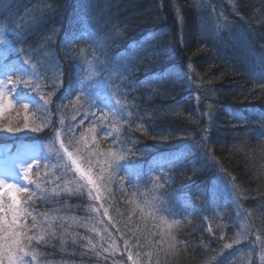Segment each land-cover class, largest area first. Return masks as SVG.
<instances>
[{
  "label": "trees",
  "instance_id": "obj_1",
  "mask_svg": "<svg viewBox=\"0 0 264 264\" xmlns=\"http://www.w3.org/2000/svg\"><path fill=\"white\" fill-rule=\"evenodd\" d=\"M87 1L12 0L0 5L7 10L0 13V20L18 16L25 26L18 38L23 50L14 56L18 61L11 73L15 90L39 92L47 104L57 105L56 115L61 114L66 123L73 117L75 126L85 119L82 114L65 113L75 102L68 98L77 84L87 90L92 86L90 92L98 91L96 97L103 103H97L98 110L104 108L112 120L111 135L105 136L103 130L98 143L121 148L125 156L121 171L133 169L110 187L97 186L90 203L84 200L86 189L81 183L70 196L63 192L39 202L48 221L42 228L46 242L34 241L37 251L49 257L55 250L56 261L48 259L57 264H92L97 252L85 235L91 236L94 224L100 225L99 215L109 210L111 215L128 213L134 218L139 211L142 215V201L153 204L152 199L159 197L158 210L172 215L168 218L174 217L176 224L175 240L170 248L164 247L162 264L211 263L223 247L226 230L239 231L236 207L219 184L221 173L231 178L235 196L249 208L247 221L264 245V0H112L109 37L103 42L97 37L101 28L82 20L88 19ZM38 17L40 23L35 21ZM116 32L121 38L110 36ZM234 38L240 39L239 44ZM99 43L109 61L124 54V70L131 73H126L129 84L110 96L112 100L96 86L98 79H86L79 61ZM133 44L141 52L138 57L126 54ZM48 60L57 71L53 77L44 66ZM24 61L34 66L32 72L43 79L41 84L21 83L22 89L20 81L28 76L21 70L28 67ZM10 118L15 131L28 129L31 125L25 123L33 121L37 126L32 134L43 137L55 115L51 113L48 120L43 114L29 116L18 106ZM253 119H261L262 124L256 126ZM64 130L69 131V125ZM15 135L40 140L30 133ZM176 154L178 160L173 158ZM59 209L73 236L49 218ZM71 212L84 213V221L67 225ZM153 225L148 221L133 226L142 236L134 249L148 242L144 236ZM109 231L120 240V229L113 223Z\"/></svg>",
  "mask_w": 264,
  "mask_h": 264
},
{
  "label": "rangeland",
  "instance_id": "obj_2",
  "mask_svg": "<svg viewBox=\"0 0 264 264\" xmlns=\"http://www.w3.org/2000/svg\"><path fill=\"white\" fill-rule=\"evenodd\" d=\"M5 1L6 3L12 2V0H0V5L5 3ZM112 2V0H88L86 2L85 8L88 11V19L84 18L82 20H87L90 26L95 23L97 27L99 26L101 28V31L98 28L97 34V37H101V42L109 37L108 30L111 27V15L109 10ZM5 10L6 9L2 12ZM23 18L30 21V18H27L26 15H23ZM3 20L9 26H15L20 33L25 27L22 24L21 17L18 18V16L16 18L12 17ZM76 20L81 21L79 18H76ZM35 21L36 23H40L41 19L38 17ZM113 24L115 25V22ZM31 25L34 26L32 23ZM0 29H3V32L0 33V82H5L3 87H0V107L3 108V111L0 112V128L5 130L0 134V182L15 183L20 187L28 189L27 192L19 194L21 206L27 208L28 212L35 215L36 222L40 226V231H42V226L46 220L48 221V219L47 215L44 214L43 208L39 206V202L47 200L53 194L63 192L70 196V193L75 191V186L78 183H81L86 189L87 197L84 200L86 203H90L91 198L89 197H92V195L95 196L94 193L97 191V186L103 185L110 187L117 182L119 176L122 174L126 176L130 171L133 172V169L126 168L123 172L121 171L122 164L125 163V156L124 159L119 160L115 164H111V162L101 154L107 153L111 149L113 152L123 156V151L121 148L110 147L109 145L108 147H101L98 143L99 134L104 136L103 130L107 131L105 136H109V134L111 135L112 128L111 132H109V130L111 125L110 121L112 120L111 115H108L104 108L100 109L101 111L98 110L97 103H103H101L100 97H96L98 91L94 93L90 92L92 91V86H89V91L87 90L85 93L80 94L78 90L83 84H77L75 90H72L71 95L68 98V100L71 101H74L75 99V102L73 103L71 110L65 111V113H70L71 116L74 114H82L85 119L83 123L78 122L74 126L73 117H70L69 123H66L63 117L59 114L55 116L54 120H51L53 123L51 124V127H49L50 131H46L43 134V137L41 135L40 137H37V135L32 134L36 133L31 130L35 129L34 126L36 127L37 124L31 120L29 123H25V125H31L28 129L15 131V121L10 117L15 113L20 104L28 103V108L25 109L24 106L23 108L29 116L38 115L39 110L35 111V109H40V106L45 107L44 109L47 107L50 112L55 115L56 104L51 102L48 104L45 103V101H47L45 97L40 93H35L34 95L39 98V105H35L31 93H20L15 90L16 86L14 85L15 83L13 80L15 77L11 76V73L14 69L13 64L18 61V58L14 57V50L16 48L18 51L17 55L20 53V50L16 45L15 40L9 37L5 27L1 23ZM110 36L112 38H121V33L116 32L114 35ZM238 40L240 39L234 38V41H236L237 44H239ZM135 45L136 44H133L128 52H126L128 56L138 57L141 54L140 50H138L139 47ZM86 46H88V44ZM9 54H12L13 57L9 58ZM79 61L83 65L86 79L89 81L98 79L96 86L98 88H103L105 92L107 91L109 93V96L107 95L109 99H111L110 96H117V94L125 88L124 83L129 84L130 80L127 75L129 76L131 73L124 70L126 66L124 54H117L112 61H109L102 43H99L93 51L80 55ZM44 66L45 68H48V73L51 77L54 76V72L57 74L56 69L54 71L53 63L50 60H48ZM92 69H94V71H92ZM39 77L41 78V76ZM24 78L29 83H32L33 81L32 76L30 75ZM36 79L40 84L43 82V79H39L38 76H36ZM8 81H11V83H8ZM21 87L24 89L22 84ZM18 89L20 90V86H18ZM10 92L13 93L12 96H10ZM24 95H26L28 99L20 102L19 97ZM77 95H80L79 103L77 102ZM85 97L89 99L87 100ZM84 102L87 105H83L85 104ZM106 102L108 101L106 100ZM113 105L115 109L116 104H114V102ZM92 112L93 115L91 116ZM119 112L122 113V109H120ZM8 115L11 116L7 119H3ZM8 119H11V121H7ZM34 120H36V118ZM3 121H7L6 126H3L6 123H3ZM253 121L256 123V126L262 124L261 119H253ZM68 125L69 131L64 130L63 132V129ZM8 127H11L13 131H8ZM93 128L95 131H90V129ZM25 133H30L33 138L40 140L29 141L26 139H16L20 136L15 134ZM9 143H12L13 145L10 146L8 145ZM68 153L72 154L71 159L69 158ZM72 159L77 161V164L80 167L79 171L77 170L76 165L72 163ZM25 169L28 170V173L30 170L32 171L30 187L25 186ZM81 173L90 175L93 180L96 181L95 186L88 184L87 180L81 175ZM101 174L104 179H98ZM219 184L224 194L230 195L229 197L236 207L235 215L238 220L237 226L239 227V231L233 234L227 229L224 234L225 237L223 239L222 249L218 251L211 263L205 264H264L263 239L260 238L261 235H256L254 227L247 221V206L243 201H240L237 195L235 196V185H233L231 178L227 176V174L221 173ZM2 193H4V189H0V194ZM157 198L159 197L152 199L153 204L149 199L142 201V215L138 210L139 212L134 218H131L128 213H126V215H123L122 213L119 215V213L115 214L114 212V215H111V212L108 213L109 210L103 212V214L101 213V215H99L101 221L98 220L100 225L97 227L95 224L94 226L92 225L93 228L89 245H93V247H95L94 250L97 253L93 254V258L95 256L96 259H94V262L90 263L133 264V262H135V264H162V253L165 254L164 247H171L176 224L174 217L172 219L168 218V216L172 215L165 214L162 210H158L157 207L159 206ZM9 203L10 201L6 195H0V207L7 209ZM148 203H150L151 206ZM60 207H64V205ZM101 208L103 209L104 207L101 206ZM171 210H173V207ZM61 213V209L57 212L54 210L49 218L60 224L62 221ZM3 214V212H0V215ZM86 214H90L88 208L86 209ZM122 217H127L125 222L121 219ZM117 219H120L121 221L118 222L119 220L116 221ZM76 221L83 222L84 213L76 214L75 212H71L67 223H75ZM148 221L154 223L153 226L149 227V233L144 236V238L148 239V242L141 244L139 248L136 247V249H134L132 245L138 244L142 239L140 238L142 236L136 234L137 229L139 228H134L133 226L138 224L139 227V224L141 225L142 222ZM20 222L26 223L28 229H31L29 234H38L37 229L31 228L33 224L32 216L21 217ZM111 223L120 229V240L116 235L111 234L109 231ZM170 225L171 227H169ZM158 240L159 246L158 242H156ZM25 243L27 244L28 242L25 241ZM34 243L35 242L32 241L30 247L36 251V259L27 256L24 258L25 264H57V262H54L56 261L54 257H52L56 256L55 250L48 253L49 257H44V254L41 255L37 251ZM97 244L99 245L98 248H96ZM88 248L89 246L87 249ZM129 257H131V259H129ZM48 258H51L54 261ZM0 264H7V261H0Z\"/></svg>",
  "mask_w": 264,
  "mask_h": 264
},
{
  "label": "snow or ice",
  "instance_id": "obj_3",
  "mask_svg": "<svg viewBox=\"0 0 264 264\" xmlns=\"http://www.w3.org/2000/svg\"><path fill=\"white\" fill-rule=\"evenodd\" d=\"M3 32V29H0V33ZM155 54V53H152ZM25 64H28V61H24ZM34 67V66H33ZM27 75H34L35 73H29L28 69H21ZM94 71V69H92ZM5 82H0V87H3ZM11 83V81H8ZM21 83L28 85V81H21ZM87 91V86H83L78 90L80 94H83ZM28 97L26 95L20 96V102L26 101ZM80 101V95H77V102ZM47 103V101H45ZM24 108H28V103L23 104ZM3 111V108L0 107V112ZM119 114L118 112L116 113ZM27 126V125H26ZM8 131H13L11 127H8ZM94 132L95 129H90ZM106 157L111 164L117 163L119 160L124 159V157L116 152H113L111 149L107 153H101ZM69 158H72V154L68 153ZM180 154H176L173 158L178 160ZM72 163L76 165L77 170H80L79 165L75 159H72ZM111 166V165H110ZM103 171V170H102ZM82 176L87 180V183L95 186L96 181L90 175L81 173ZM24 178H28V170L25 169ZM98 179H104L101 174ZM80 187L77 186L76 191L80 190ZM0 189H4V193L0 195H6L10 203L8 204L7 209L0 207V212H3V215H0V261L6 260L7 264H25V257L31 256L32 259H36L37 253L35 249L30 247L32 241H36L37 244L45 241V236L47 235L46 231H40V226L36 222V217L32 213L28 212L27 208L21 206L19 199V194L27 192L28 189L25 187H20L15 183H3L0 182ZM98 198V197H97ZM25 216H32L33 224L32 229H37L38 234H29L31 229H28L26 223H21L20 218ZM171 227V225L169 226ZM54 236L55 233H52ZM175 240V237H172ZM25 241L28 243L26 244ZM230 247V245H229ZM131 259V257H129ZM135 264V262H133Z\"/></svg>",
  "mask_w": 264,
  "mask_h": 264
}]
</instances>
